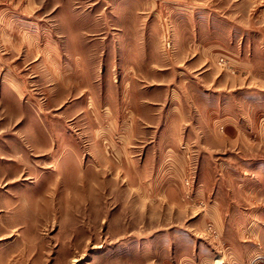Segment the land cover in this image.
I'll list each match as a JSON object with an SVG mask.
<instances>
[{"label": "rangeland", "instance_id": "374dc122", "mask_svg": "<svg viewBox=\"0 0 264 264\" xmlns=\"http://www.w3.org/2000/svg\"><path fill=\"white\" fill-rule=\"evenodd\" d=\"M0 264H264V0H0Z\"/></svg>", "mask_w": 264, "mask_h": 264}, {"label": "crops", "instance_id": "0c3cea01", "mask_svg": "<svg viewBox=\"0 0 264 264\" xmlns=\"http://www.w3.org/2000/svg\"><path fill=\"white\" fill-rule=\"evenodd\" d=\"M194 65V63L192 62V63H190L189 64V66L190 65ZM188 68V67H187ZM197 69H199V68H197ZM196 68H194L193 69V71H195V70H197ZM182 73H184L183 71H181ZM131 91H132V89H130V90H128V89H126L125 90V92H124V96L127 98V101H126V103L129 105V104H131V106L135 109V110H137L138 108H139V106L137 105L138 104V95L140 94V92H138L137 90H135L134 91V94H133V96L131 97ZM145 102V101H144ZM145 103H147V102H145ZM147 105H148V107H149V103H147ZM175 108H170L169 110H166L165 111V115H161V120L163 121V124L161 125V127L160 128H157V129H153L154 131H156L155 133L156 134H158V136H160L161 138H162V140H158V142H157V144L158 145H160V146H162L161 148H159V149H161V150H163L162 152H161V154H162V158H161V160H163V163H162V165L164 166V164L167 162V160H168V156H167V154H169V153H171V152H174V147H173V145H167V147H165V149H164V142H165V138L164 137H168L169 136V134L170 133H173V132H171V128H170V124H171V121L172 120H174L175 118H174V113H175V110H174ZM150 112H151V110H150ZM167 113V114H166ZM133 114V113H132ZM150 120V119H149ZM221 121H215L213 124H211V129H209V130H211V132H212V130H214L213 132H215L216 131V125H217V123L218 122H221V124H222V121H224V120H222V119H220ZM225 124V123H224ZM227 128V127H226ZM98 132V131H97ZM151 133V132H150ZM171 135H173V134H171ZM154 146V144L152 145V147ZM173 158V157H172ZM173 161H174V158H173ZM136 162V161H135ZM134 162V163H135ZM149 185L151 184H153V182H151V183H148ZM135 185H136V183H135ZM203 184L201 183V186H202ZM170 194H171V191L169 192ZM217 200V199H216Z\"/></svg>", "mask_w": 264, "mask_h": 264}]
</instances>
